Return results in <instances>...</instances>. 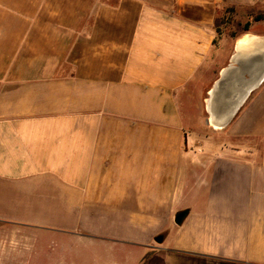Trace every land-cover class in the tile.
I'll list each match as a JSON object with an SVG mask.
<instances>
[{
    "label": "crops",
    "instance_id": "obj_1",
    "mask_svg": "<svg viewBox=\"0 0 264 264\" xmlns=\"http://www.w3.org/2000/svg\"><path fill=\"white\" fill-rule=\"evenodd\" d=\"M229 8L264 16V0H0V225L98 264H264V20L224 32Z\"/></svg>",
    "mask_w": 264,
    "mask_h": 264
},
{
    "label": "rangeland",
    "instance_id": "obj_2",
    "mask_svg": "<svg viewBox=\"0 0 264 264\" xmlns=\"http://www.w3.org/2000/svg\"><path fill=\"white\" fill-rule=\"evenodd\" d=\"M114 1V0H111ZM257 12L250 10L238 9L235 11L229 8L225 11L222 17V30L229 33H236L244 31L247 27L246 24L254 21L253 19L258 16ZM24 230L17 229L16 227H7L0 225V250L9 249L18 253L17 260L1 261L0 264H98L92 261V253L86 248L75 247L67 241L61 242L41 235L34 237L30 240L23 235ZM27 238V239H26ZM152 264H168L165 257L157 256ZM177 264V263H176ZM178 264H245L239 262H232L221 259H204L198 261L184 260Z\"/></svg>",
    "mask_w": 264,
    "mask_h": 264
},
{
    "label": "water",
    "instance_id": "obj_3",
    "mask_svg": "<svg viewBox=\"0 0 264 264\" xmlns=\"http://www.w3.org/2000/svg\"><path fill=\"white\" fill-rule=\"evenodd\" d=\"M186 215V212L185 211H182L180 213H178L175 218H174V223L176 225H179L181 224L182 220H183V217Z\"/></svg>",
    "mask_w": 264,
    "mask_h": 264
},
{
    "label": "trees",
    "instance_id": "obj_4",
    "mask_svg": "<svg viewBox=\"0 0 264 264\" xmlns=\"http://www.w3.org/2000/svg\"><path fill=\"white\" fill-rule=\"evenodd\" d=\"M254 21H260V20H264V16L258 15L256 16L254 19ZM248 26V23L246 24V27ZM246 30V29H245ZM150 254L146 255L143 259V264L146 262V260L149 258Z\"/></svg>",
    "mask_w": 264,
    "mask_h": 264
}]
</instances>
